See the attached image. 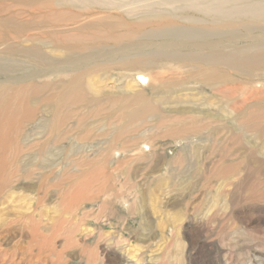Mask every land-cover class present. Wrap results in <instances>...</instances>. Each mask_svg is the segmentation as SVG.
Listing matches in <instances>:
<instances>
[{
    "label": "rangeland",
    "instance_id": "rangeland-1",
    "mask_svg": "<svg viewBox=\"0 0 264 264\" xmlns=\"http://www.w3.org/2000/svg\"><path fill=\"white\" fill-rule=\"evenodd\" d=\"M126 1L132 7L154 0ZM179 15L178 25L193 26L185 20L187 16ZM245 37L237 45H246ZM167 39L156 42L164 44ZM158 63L145 82L135 71L114 65L100 75L88 76L87 81L98 91L143 94L157 102L166 116L181 117L183 124L195 116L200 131L168 134L181 124L163 125L157 117L149 118L137 132L135 154L118 152L116 157L126 162L112 164L117 169L110 186L102 188V183L89 185L84 180L76 188L80 205L75 210L69 208V193L72 196L75 189L43 190L37 183L46 171H33V162L21 159L22 170L0 199V249L24 258V264H264V138L241 129L238 123L246 111L236 110L250 90L264 94V75L242 77L219 67L217 71L227 78L214 85L196 76L201 71L193 68L194 63L165 58ZM243 103L248 111L258 99ZM102 123H92V137L73 142L74 149H84V154L95 158L115 129ZM255 123L259 124L249 125ZM232 131L244 134L242 139L234 138ZM30 134L31 140L39 137L35 128ZM62 156L55 157L58 177L63 176ZM232 166L237 170H231ZM28 170L32 171L29 178ZM63 220L67 222L57 232ZM74 221H79L75 231L69 229ZM35 225L42 233L36 238L32 236Z\"/></svg>",
    "mask_w": 264,
    "mask_h": 264
},
{
    "label": "bare ground",
    "instance_id": "bare-ground-1",
    "mask_svg": "<svg viewBox=\"0 0 264 264\" xmlns=\"http://www.w3.org/2000/svg\"><path fill=\"white\" fill-rule=\"evenodd\" d=\"M128 4L126 0H0V199L13 184V176L22 170L21 159L26 158V162H33V171H46L37 183L43 190L61 186L70 192L76 190L72 196L69 193V208L75 210L80 205L76 202L79 185L85 180L89 185L110 186L111 174L117 169L112 164L126 162L116 157L118 152L135 150L137 132L149 118L157 117L163 125L181 124L168 134L200 131L195 116L183 124L181 117L166 116L157 102L143 94L98 91L91 80L87 81L90 75H100L114 65L135 71L145 82L147 77L151 79L149 72L160 66L161 58L212 69L189 73L214 85L227 78L217 71L219 67L242 77L264 75V0H154L141 6ZM190 12L195 15L190 16ZM178 14L187 16L185 20L193 26L178 25ZM240 29L245 35L239 33ZM257 30L262 33L256 34ZM244 36L248 43L237 45ZM165 38L170 39L167 44H157L156 39ZM250 91L245 99L255 98L258 103L248 111L243 103L246 100L239 103L236 110L246 111V116L237 123L244 131L264 138V105L259 104L264 103V94ZM254 121L259 124L250 126ZM92 123L115 128L110 131L108 145L95 158L84 154L83 148L76 151L73 144L92 137ZM34 128L39 137L31 140ZM232 135L240 140L244 134L232 131ZM59 154H64L62 177L57 176L54 164ZM235 167L230 169L236 171ZM27 174L29 178L32 171ZM93 195L98 196V192L93 190ZM122 201L128 202L125 197ZM66 222L60 223L57 232ZM75 222L70 230L79 226V221ZM41 235L35 225L32 236ZM0 250L1 264H24V258L18 259L14 252Z\"/></svg>",
    "mask_w": 264,
    "mask_h": 264
}]
</instances>
